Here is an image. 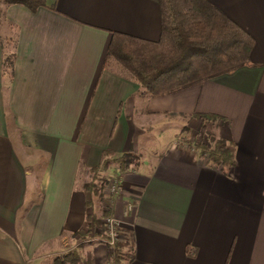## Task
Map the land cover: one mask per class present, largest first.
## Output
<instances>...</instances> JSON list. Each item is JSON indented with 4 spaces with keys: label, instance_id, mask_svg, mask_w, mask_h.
<instances>
[{
    "label": "crops",
    "instance_id": "0c3cea01",
    "mask_svg": "<svg viewBox=\"0 0 264 264\" xmlns=\"http://www.w3.org/2000/svg\"><path fill=\"white\" fill-rule=\"evenodd\" d=\"M207 1L252 38L249 65L157 96L139 95L105 55L110 32L158 38L156 0L2 8L0 264H48L45 257L87 228L85 214L96 215L100 201L82 186L102 151L138 157L109 196L124 256L113 262L98 235L80 248L82 259L264 264V0ZM7 37L9 81L1 76ZM201 115L219 118L209 130L233 145L229 167L191 144L208 127Z\"/></svg>",
    "mask_w": 264,
    "mask_h": 264
},
{
    "label": "trees",
    "instance_id": "16d2710c",
    "mask_svg": "<svg viewBox=\"0 0 264 264\" xmlns=\"http://www.w3.org/2000/svg\"><path fill=\"white\" fill-rule=\"evenodd\" d=\"M156 3L159 35L155 41L110 32L105 49L106 57L115 59L138 84L139 95L175 92L249 65L252 38L207 0H156ZM10 4H20L35 11L45 5V0H0V15L2 8ZM13 45L12 37L1 40V76L7 81L12 76ZM199 117L208 127L219 119L212 115ZM203 135L201 140L194 139L191 144L198 148L200 154H205L212 165L229 167L233 162V145L222 138H215L210 131ZM137 163L138 157L133 153L101 152L97 165L88 170L89 178L82 187L104 201L105 209L101 217L93 212L85 214L87 228L73 234L78 236L79 242L75 248L53 256L52 264H91L90 256L87 254L82 259L78 250L88 243V239L98 235L104 239L101 218L110 214L109 196L106 194L103 198L108 177L118 179L132 171ZM110 167H114V171L108 176L106 172ZM123 246L124 242L115 241L109 249L108 255L113 262L124 256L120 252Z\"/></svg>",
    "mask_w": 264,
    "mask_h": 264
},
{
    "label": "built area",
    "instance_id": "2783aa9c",
    "mask_svg": "<svg viewBox=\"0 0 264 264\" xmlns=\"http://www.w3.org/2000/svg\"><path fill=\"white\" fill-rule=\"evenodd\" d=\"M217 124V121L213 123V126ZM177 143L186 146V144L181 140L178 139ZM107 196H115L119 193V180L115 179L113 176L108 177V185L105 189ZM131 209V204H127L126 211ZM101 222L103 225L102 234L104 235V241L111 249L113 243L115 241H120L122 238V231L120 230L118 223L114 220V218L109 214L101 218ZM114 264V263H109Z\"/></svg>",
    "mask_w": 264,
    "mask_h": 264
},
{
    "label": "rangeland",
    "instance_id": "374dc122",
    "mask_svg": "<svg viewBox=\"0 0 264 264\" xmlns=\"http://www.w3.org/2000/svg\"><path fill=\"white\" fill-rule=\"evenodd\" d=\"M215 121H218V119H216ZM214 121V122H215ZM213 122V123H214ZM213 123L211 124V125H209L211 128H214V126H213ZM208 131H210L209 130V127H205L204 128V130H202V132L200 133V137L197 139V140H201V138H202V136L201 135H203L205 132H208ZM204 136V135H203ZM104 199L106 198V192H104V197H103ZM99 201H100V199H99ZM105 202L104 201H100V204H99V209L97 210V212H96V215L97 216H99V217H101L100 215H101V212L105 209L104 208V206H103V204H104ZM100 237L101 238H103V236H101L100 235ZM79 242V240H78V236L75 238H71V239H69L67 242H65V243H63V245L62 246H60L59 248H57V250H56V252H53L52 254H50V256L49 257H45L44 259H43V263H47L48 262V264H50V262H51V258L53 257V256H55V255H58V254H60V253H63V252H65V251H67V250H69V249H72V248H75V246H76V244ZM80 253H82L83 252V248L82 249H80V250H78Z\"/></svg>",
    "mask_w": 264,
    "mask_h": 264
}]
</instances>
